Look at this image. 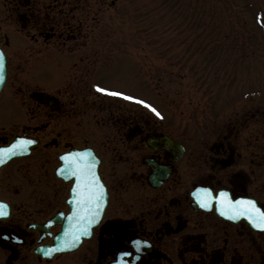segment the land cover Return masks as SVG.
<instances>
[{"label":"flooded vegetation","instance_id":"obj_1","mask_svg":"<svg viewBox=\"0 0 264 264\" xmlns=\"http://www.w3.org/2000/svg\"><path fill=\"white\" fill-rule=\"evenodd\" d=\"M106 2L0 0V107L6 95L17 106L0 108V147L17 136L34 141L0 164L9 213L0 218V264H264V231L193 196L223 189L264 211V104L190 128L91 97L93 85L107 86L93 66L103 49L90 29ZM45 58L61 61L50 81ZM82 151L93 153L104 186L100 218L75 248L45 255L65 223L77 225L76 181L59 157ZM137 239L148 242L139 252L130 244Z\"/></svg>","mask_w":264,"mask_h":264},{"label":"rangeland","instance_id":"obj_2","mask_svg":"<svg viewBox=\"0 0 264 264\" xmlns=\"http://www.w3.org/2000/svg\"><path fill=\"white\" fill-rule=\"evenodd\" d=\"M106 1L105 10L90 17L91 39L103 49L93 61L96 74L101 71L106 88L144 99L161 116L93 86L91 97L190 128L233 113L245 116L248 106L264 104L260 0ZM42 67L50 81L61 61L45 58ZM4 101L0 108L17 110L9 95Z\"/></svg>","mask_w":264,"mask_h":264},{"label":"snow or ice","instance_id":"obj_3","mask_svg":"<svg viewBox=\"0 0 264 264\" xmlns=\"http://www.w3.org/2000/svg\"><path fill=\"white\" fill-rule=\"evenodd\" d=\"M259 18L264 19V16ZM2 68L3 59L0 57V69ZM0 79H3V76H0ZM93 87L99 93L134 102L142 105L155 116H161L157 108L144 99L121 91H113L99 85H93ZM33 143L34 141L31 139L20 137L7 147H0V163H3L11 155L27 151V146ZM59 159L64 163V167L67 168L76 181L71 191L76 197L77 207L71 218L76 220L77 227L73 229L70 237L68 233L65 234V241L61 245L63 248H68L74 246V242L79 239L81 233L87 235L89 228L100 218V212L104 206L105 190L95 172V157L93 153L90 151L68 152L62 154ZM57 171H60V169ZM193 196L203 209H209L214 205L216 211L221 216L231 220L245 218L253 228L264 231V211L258 209L250 199H230L228 192L223 189L213 196L207 188H197L193 192ZM8 214V206L3 201H0V218L6 217ZM147 243V241L138 239L130 241L132 248L137 252L140 251L141 246ZM55 250L57 249H50L45 255H50ZM130 255L129 252H121L118 259ZM124 264H127V262L125 261Z\"/></svg>","mask_w":264,"mask_h":264},{"label":"water","instance_id":"obj_4","mask_svg":"<svg viewBox=\"0 0 264 264\" xmlns=\"http://www.w3.org/2000/svg\"><path fill=\"white\" fill-rule=\"evenodd\" d=\"M0 76H4L3 68L0 69ZM1 82H2V79H0V84H1ZM18 154H20V153H18ZM70 231H71V227L65 225L63 227V229H62V232L60 233V235L58 237L55 238V242L52 245V247H50V248L57 249V250H60V249H70V247H68V248L61 247L62 243L65 241V234L66 233H70ZM81 235H84V234L81 233L79 235V238H80ZM78 241H79V239L77 241H75L74 244H76ZM57 250H55V251H57Z\"/></svg>","mask_w":264,"mask_h":264}]
</instances>
